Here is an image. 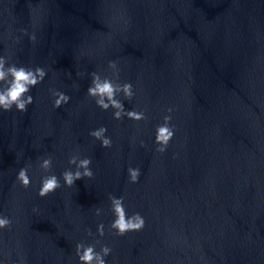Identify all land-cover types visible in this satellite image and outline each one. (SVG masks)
<instances>
[{
    "label": "water",
    "instance_id": "1",
    "mask_svg": "<svg viewBox=\"0 0 264 264\" xmlns=\"http://www.w3.org/2000/svg\"><path fill=\"white\" fill-rule=\"evenodd\" d=\"M20 28L36 43L13 45ZM6 49L48 74L26 112L0 113V211L12 219L0 236L5 264H76L75 243L90 242L84 230L99 222L108 264H264V0H0ZM108 60L136 93L125 109L147 120H112L86 97L87 73L110 75ZM49 87L69 104L53 109ZM168 107L176 132L160 154L154 127ZM101 125L110 149L88 136ZM74 152L92 159L93 178L37 197V157L51 155L59 177ZM25 164L32 183L22 189L14 179ZM128 166L140 167L138 183L127 182ZM110 193L144 217L141 231L108 230Z\"/></svg>",
    "mask_w": 264,
    "mask_h": 264
},
{
    "label": "clouds",
    "instance_id": "2",
    "mask_svg": "<svg viewBox=\"0 0 264 264\" xmlns=\"http://www.w3.org/2000/svg\"><path fill=\"white\" fill-rule=\"evenodd\" d=\"M16 21L13 20V23ZM32 26L35 27L36 20H31ZM125 27L128 21H123ZM19 36L12 35V44L18 45L21 38L27 36L29 43L35 44L37 35L35 31L29 32L25 28L17 30ZM11 35V32L8 33ZM106 72L101 71L88 72L89 84L85 91V95L102 112L111 110V119L121 121L122 119L130 120L134 123L147 120L145 110H138L135 106L131 110H126L124 101H132L136 95L133 85L130 82H119L120 69L118 61L108 60L106 64ZM47 71L42 66H31L14 61L12 54L7 49L0 53V113L15 111L23 114L27 111L28 106L33 104L34 97L31 94L33 88L41 84L47 76ZM78 77H82L84 73L77 72ZM75 87V85H74ZM49 96L51 98V107L53 109L61 108L68 105L71 97L63 91L49 87ZM173 112L172 107L165 109V115L162 116V122L154 127L153 144L154 151L163 154L169 145V142L175 135V125L171 123ZM108 128L104 125L90 129L88 136L95 142H98L101 148L110 149L113 141L108 134ZM139 147H144V141L139 140ZM67 165L59 177L52 172L53 158L51 155L45 154L37 157L36 167L42 173L39 177V185L36 189V196L44 198L61 186L71 188L75 181L82 178L91 180L94 176L92 170V159L88 156H81L78 152H74L68 156ZM31 165L25 164L20 167L15 174L14 185H18L22 189H27L32 183L29 175ZM127 182L136 184L139 181L141 171L140 167L128 166L126 169ZM62 181V184H61ZM108 211L111 214V220L108 223V230L117 237L124 236L129 232H139L145 227V219L139 212L129 213L126 209L124 196H116L108 194L107 196ZM33 213H37L36 207L32 208ZM103 209L96 207L93 215L100 217ZM12 219L0 211V236L6 229L11 228ZM85 236L92 238L90 242L81 240L74 245V255L76 264H108L107 258L112 253V248L106 244H101L96 237L105 235V224L99 222L96 224L95 233L90 229H85ZM97 245L99 247L97 248ZM0 264H5V259L0 256ZM18 264H26L23 257H19Z\"/></svg>",
    "mask_w": 264,
    "mask_h": 264
}]
</instances>
